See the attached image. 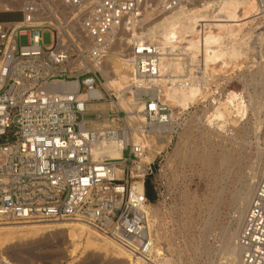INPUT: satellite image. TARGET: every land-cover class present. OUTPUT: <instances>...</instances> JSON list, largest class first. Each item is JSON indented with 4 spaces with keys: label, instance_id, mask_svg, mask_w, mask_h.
Here are the masks:
<instances>
[{
    "label": "built area",
    "instance_id": "obj_1",
    "mask_svg": "<svg viewBox=\"0 0 264 264\" xmlns=\"http://www.w3.org/2000/svg\"><path fill=\"white\" fill-rule=\"evenodd\" d=\"M147 1L30 0L20 10L24 24L0 21V225L80 221L134 257L148 256L146 177L155 161L141 172L149 150L143 139L168 123L170 110L157 91H144L138 97L145 103V120L127 122L99 68L121 49V59L140 82L159 77L160 47L136 36L150 10ZM215 1L220 0H162L154 14ZM45 32L52 38L48 46ZM22 36L26 44L20 43ZM132 89L144 88L133 84ZM101 138L120 139L123 155H96ZM238 245L239 264H264V173Z\"/></svg>",
    "mask_w": 264,
    "mask_h": 264
},
{
    "label": "bare ground",
    "instance_id": "obj_2",
    "mask_svg": "<svg viewBox=\"0 0 264 264\" xmlns=\"http://www.w3.org/2000/svg\"><path fill=\"white\" fill-rule=\"evenodd\" d=\"M7 1L0 0V6L4 7L6 4L5 7L9 8L19 1V7L23 8L30 0H24L23 3V0H11L8 3ZM152 1L148 5L150 11L148 10L145 22L141 25V34L136 36L160 47L159 77H145L140 82L133 76L130 63L121 59L119 55L121 49H116L110 53L107 62L99 67L106 79L105 86L108 90L115 91L113 92L118 100L114 104L127 112L125 117L127 122L135 119L142 123L145 120L142 113L145 103L138 97L144 91H157L159 99L171 109V113L169 112L170 114L167 116L168 123L160 125L157 134L143 139L149 150L142 156L141 172H145L146 166L162 155L176 134L180 135L179 141L172 154L167 155V165H172L171 163L176 158L185 160L200 158L205 162L208 171L211 172L214 170L217 159L211 152L212 140L210 136H222V132L227 131L229 127L241 125L248 119V104L242 93L230 91L226 87L227 83L235 78L229 72L240 66L243 56L247 58L251 55V52L249 53L251 42L248 40L256 37L260 44L259 48H264V0L263 2L261 0H220L207 4L181 5L171 11L161 13L155 18L153 17L154 12L162 0ZM16 23L21 25L25 22L16 21ZM253 29L255 34H253L254 32L251 33ZM128 39L131 40V38ZM253 44V46H257L256 42ZM122 45L124 44H121L120 48ZM257 48L254 47L255 52ZM261 49L258 50L260 53L263 50ZM255 52H253L254 55L257 54ZM254 55L252 56L254 57ZM259 72L264 76V67ZM252 75L248 80L246 75L241 77L242 74L240 73L238 79H243L246 84L248 82V84L251 82L254 84V91L249 92V96L255 106L259 96L257 90L259 81L254 74ZM133 84H140L144 89L135 93L132 89ZM214 85L216 88H213ZM95 95L101 96L102 92L97 91ZM201 105L202 113L200 115L197 109L192 111L193 108H198ZM256 109L257 106H255L254 111ZM259 118L252 126L255 130L259 128L257 126L262 122ZM101 131L102 129L99 128V133ZM197 135L206 140L205 146L200 147L197 144L195 141ZM124 146L125 144L120 139L113 138L112 142H107L106 139L101 138L95 145L94 151L96 155L121 157ZM220 155L217 156L220 165L236 163L234 157L232 158L227 154ZM237 164L239 174H241L244 168H242L241 157L237 159ZM259 176L260 173L255 170L246 173L244 176L245 180L241 191L239 190L241 197L238 201H241V206L236 218L238 225L227 231L226 242L219 247L218 254L223 255L228 252L223 264L240 263L241 252L238 237L255 190L256 178ZM153 212V207L148 203L150 247L146 257H134L129 249L86 223L60 220L13 222L0 225V261L34 264L22 258L21 254L24 249L14 251L10 255L9 245L16 240L42 241L57 233L64 232L68 235L73 246V253L85 240V248H97L105 251L107 255L117 257L118 259L114 264H173V261L170 260L171 257L165 260L152 257L150 218ZM160 250L163 251L159 246L156 255L161 256ZM213 250L215 251V249ZM37 255L33 253L32 258H39ZM190 263L194 264V261L191 259ZM174 264H183V261L179 258Z\"/></svg>",
    "mask_w": 264,
    "mask_h": 264
},
{
    "label": "rangeland",
    "instance_id": "obj_3",
    "mask_svg": "<svg viewBox=\"0 0 264 264\" xmlns=\"http://www.w3.org/2000/svg\"><path fill=\"white\" fill-rule=\"evenodd\" d=\"M151 1L148 0L147 4H151ZM18 3L19 1L9 8L5 7L6 4H4V7L0 6V21L22 20L24 18L23 13L20 11L22 7H19L20 4ZM155 15L153 16L154 18L158 16ZM254 31V29L251 30V33ZM255 40H257L256 37L248 40V42H251L249 51L251 55L247 58L243 56L240 66L229 72L235 78L229 81L226 87L230 91L242 93L248 104V119L241 125L229 127L227 131H223L225 134L222 132V136H210L212 140L211 152L217 159L214 170L209 172L205 162L200 158L192 160L176 158L171 163L172 165H167L166 157L168 154H172L175 149L179 141V134L173 137L171 144L152 164V173L146 177V186L150 193L149 204L154 209L150 218L153 258L165 260L171 257L170 260L173 261V264L179 258L182 259L183 264L184 262L185 264H191V259L194 264H223L226 261L224 258L228 256V252L223 255L218 254L219 247L226 242L227 231L238 225L236 218L241 206V201H238L241 197L239 190L241 191L245 180L244 176L246 173L254 172V170L260 175L264 171V76L261 75L263 70L261 73L259 72L264 67V48H262L263 50L259 48V41ZM27 42V36L20 38L21 44H26ZM253 42L257 43L258 48L253 46ZM44 43L46 46L52 43L49 32L44 33ZM254 47L255 49L257 48L256 52ZM260 49L262 50L261 53L258 51ZM253 52L257 54L254 55ZM260 55L263 56L261 57ZM240 73L242 74L241 77L246 75L248 80L254 74L259 81V83L255 81V83H258L257 90L259 95L255 105L257 106L256 111H254V102L250 100L249 96V92H253L255 86L252 82L246 84L243 79L239 80L238 75ZM229 74L227 73V75ZM213 88H216L215 85ZM145 94L149 95L150 92H145ZM99 105L101 103L97 104V107ZM100 107L109 109L110 104L105 103ZM196 109L200 115L202 113V105L198 108H193L192 111ZM169 110L171 113L170 108ZM257 118L262 122L257 126L259 128L255 130L252 126H254ZM248 120L250 124L247 122ZM106 122L108 121H104V123ZM233 128L235 130H232ZM195 141L200 147L205 146L206 140L200 135L195 136ZM219 154H227L232 158L234 157L233 159L236 160V163L231 162L220 165L217 157ZM240 157L242 168L244 167L241 174H239V166L237 164V159ZM208 220L212 224H208ZM84 241L80 243L77 250L73 253V246L68 235L61 232L42 241L27 242L16 240L9 245L8 250L9 253L11 252L10 255H12L14 251L24 249L21 254L22 258L34 264L116 263L117 257L107 255L105 251L97 248H85ZM159 246L160 249H163V251H159V254L162 252L161 256L156 255ZM33 253L35 255L38 254L39 258L33 259Z\"/></svg>",
    "mask_w": 264,
    "mask_h": 264
},
{
    "label": "trees",
    "instance_id": "obj_4",
    "mask_svg": "<svg viewBox=\"0 0 264 264\" xmlns=\"http://www.w3.org/2000/svg\"><path fill=\"white\" fill-rule=\"evenodd\" d=\"M146 190H147V186H146ZM147 195H148V197H149V199H150V193H149V190H147Z\"/></svg>",
    "mask_w": 264,
    "mask_h": 264
}]
</instances>
